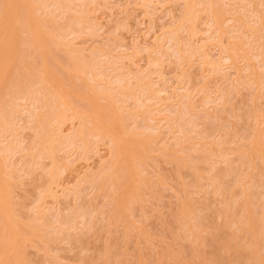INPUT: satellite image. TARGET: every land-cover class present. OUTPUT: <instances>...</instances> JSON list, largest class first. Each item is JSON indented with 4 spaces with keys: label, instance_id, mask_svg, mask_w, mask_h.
<instances>
[{
    "label": "rangeland",
    "instance_id": "rangeland-1",
    "mask_svg": "<svg viewBox=\"0 0 264 264\" xmlns=\"http://www.w3.org/2000/svg\"><path fill=\"white\" fill-rule=\"evenodd\" d=\"M34 1L35 6L32 0H27V7L32 18L36 15L38 29L40 26L41 30H35V34L24 31L21 23L27 22L24 19L26 13L25 21L18 18L20 27L13 30L14 40L10 41L14 44L9 42L7 50L9 48L11 57L12 54L19 57L23 53L24 56L29 55L34 49L42 51L32 45L35 35L39 34L37 36L43 40L49 38L52 42L49 50L45 49L44 63L42 54L40 59L37 55L40 52L35 51L32 53L35 58L30 55L22 59L37 60L38 64L34 63L37 66L41 61L38 67L42 73L47 69L48 74L45 70L43 78L49 87L59 90L61 97L66 92L62 98L74 102L79 112L86 113L83 115L85 120H82L81 116H68L70 110L65 114L67 119L63 118L65 121L58 120L61 125L57 119L53 120V108L46 107L53 110L52 115L47 114L51 117L41 114L48 110L42 104L39 108L35 105L36 99H40L44 92L40 91L42 87L39 92L36 90L40 87L37 82L40 75L37 80L34 78L36 83H32V90L34 88L38 94L34 93L35 90L30 94L29 87L30 97L15 95L25 98L12 101V105L17 103L16 110L13 108L11 111L4 106L11 105L7 102L11 99L10 94L5 91L8 85L1 93L5 98L0 96V104H3L0 108L9 110L4 108L6 113L19 112L11 113V121L15 123L11 126V129L14 126L10 130L12 135L7 133L6 139L0 142L1 164L8 169L11 167L9 170L14 173L9 180L4 176L2 181L12 192L9 199L13 198V202L9 200V205L12 204L7 215L12 214L9 219L16 223L6 224V220L0 218V249L3 248L4 252L0 251L3 260L0 262L222 264L219 262L222 259L214 254L219 241L226 243L228 238L229 244L236 236L238 242H232L239 245L238 248L247 246L253 235L249 238L247 230H236L240 225L238 219L244 212L241 208L243 203H246L244 210L247 205L252 209L242 213L244 216L252 211L264 223V0H57L58 4L56 0ZM31 4L35 8H31ZM19 9L16 18L26 12L23 7ZM220 12L222 15L219 16ZM77 16L82 22L75 21L74 32L71 25ZM26 22L24 25H28ZM57 25L61 26L56 32ZM25 38L31 41L34 49L29 47V43L28 46L25 44ZM9 57L7 63L13 58ZM82 59L88 61V65ZM15 66H11L13 71ZM18 67L16 74L20 69L25 72L24 68L28 66ZM36 69L33 71L37 73L39 69ZM14 74L15 71L9 77H15ZM71 88L76 90L77 96L72 94L69 98ZM39 93H42L40 97ZM53 96L57 97L56 93ZM49 101L53 100L49 97ZM105 106L109 108L107 113L102 108ZM55 109L57 113L63 107ZM38 111L43 115L42 120L38 113V121H45V126L49 122L48 126L57 131L60 138L68 139L75 135L77 140L74 139L75 143L68 140V144L56 141L54 160L45 156L38 159L37 152L35 158L36 150L30 155L32 151H28L31 149L25 148L36 140L33 137L37 123L31 113L36 116L34 112ZM5 112L2 115H8L6 120H9L10 115ZM85 121L87 126L96 121L104 125L107 132L111 131L108 132L110 138L88 136L90 133H85V129L84 135L80 136L78 132L81 126H85L82 125ZM119 122L122 124L120 127ZM116 145L122 149L118 150ZM114 146L116 149H112ZM28 155L34 158L26 159ZM136 167L140 168L137 170ZM126 172L131 173L132 178ZM133 184L138 190H132ZM234 200L237 205H242H235ZM231 202L233 204H229ZM226 204L234 209L225 212ZM225 214H229L227 218L230 221ZM224 223L231 225L224 226ZM4 224L7 225V233L3 229ZM255 227L258 230L255 232H260V227ZM15 229L21 233H14ZM9 231L12 236H8L11 238L7 243ZM213 238L218 240L214 243ZM244 238L246 240L242 241ZM244 242L247 244L243 245ZM221 245L217 248L221 252H217L222 253L227 262L233 254L227 249L230 244H223L222 248ZM244 249L240 248L244 252L242 255L245 254ZM240 250H236V264H251L248 253L245 254L246 260L244 255L240 256ZM231 257L234 258V254ZM230 258L229 264H234Z\"/></svg>",
    "mask_w": 264,
    "mask_h": 264
},
{
    "label": "bare ground",
    "instance_id": "bare-ground-1",
    "mask_svg": "<svg viewBox=\"0 0 264 264\" xmlns=\"http://www.w3.org/2000/svg\"><path fill=\"white\" fill-rule=\"evenodd\" d=\"M2 1V2H1ZM30 1V0H29ZM33 2H32V4H34V6H35V1L34 0H32ZM39 1H41V0H39ZM49 1V0H48ZM55 1V0H54ZM61 1V0H60ZM0 2H1V4H0V96H2L1 95V93L2 92H4V89L7 87V85H8V87H9V85L10 84H12V85H10V90H8V87L5 89V91L7 92V94H8V92H9V94H10V97L9 98H11V99H9V101H7L8 103L10 102L11 103V105H12V103L14 102L13 100H18L19 98H22L21 96H15V95H17V94H19V95H21V94H25L24 96H28V92H29V87H31V93L30 94H32V92L35 90L34 88H33V90H32V83L33 84H35L36 82H35V80H37L39 77V81H37L38 82V84H39V86L40 87H38V89H36L38 92H39V88H41V90L40 91H44V92H42V93H39L40 95H38L39 97L41 96V94H42V96H43V98H42V96L40 97V99H36V97L34 98V96L32 97L33 98V100H35L36 99V102H35V105H36V107H40V104H42V106H43V108L45 109L46 107H48V109H54L55 110V112L53 111V120L54 119H57V121L58 120H61L62 122L63 121H65V119H63V118H66L67 119V115H65V114H68L69 112H70V110H71V112H70V114L68 115V116H76V117H80L81 116V118H82V120L84 119V113H86V112H83V111H80L79 112V109L77 110V107H76V105L75 104H73L74 102H72V101H70V100H68V101H66L65 99L66 98H62L63 96H66L65 95V93H64V95L61 97V95H60V93H58V91L55 89L54 90V88H52V87H49V85L46 83V81L44 80V78H45V75L44 74H46L44 71L46 70V72H47V69H45L44 71H43V73L41 72V70L39 69V67L38 66H40V64L42 63L41 61H40V63H39V65L37 66L36 64H34L35 62H37V64H38V61L36 60V61H34V62H32V59H31V61L30 60H25V58H26V56H30V57H34V55L32 56V53L35 51V47H36V49H37V47H38V49H41L42 51H35V53L37 52H40V53H38L37 55H39L38 57L40 58V55L42 54V61H43V63L46 61V55H45V49H48V47L50 48V44H51V42H49V38L48 39H46V40H43V38L41 39V37L39 38L38 36H39V34H37V35H35L34 37H33V34H31L32 36H31V41H32V37H33V39H35V40H33V44L32 43H30L31 41H28V40H26L28 37H30V36H28L27 38H25L23 41H25V44L27 45L28 43L30 44H28L29 45V47L31 46V44L32 45H34L33 47L31 46V49L33 48L34 49V51H32V53H30L29 55L28 54H25V56H24V53H23V55L22 56H18V55H15V56H13V54H12V57H11V55H10V51H9V48H8V50H7V46H8V44H10L11 43V41L10 40H12L13 39V36H12V33H13V30H15V28L17 29V28H19L18 27V25L19 24H17V22L18 23H21V20L20 19H18V18H21V19H23V17L26 15V13H27V16H26V18L24 17V19L25 20H27V22H26V24H28V25H24L25 24V22H22L21 23V25L23 24V29H24V31H27L28 33H30V32H32L33 31V33L35 34V30L36 31H40L41 29H40V26H39V29H38V22H37V17H35L34 16V18H32V16H31V10L27 7V0H0ZM191 2V1H190ZM212 2V1H211ZM56 3L58 4V1L56 0ZM32 4H31V8H35V7H32ZM39 4H41L40 2H39ZM189 4V3H188ZM37 5V4H36ZM46 5V4H45ZM44 6V5H43ZM195 6V5H194ZM212 7H213V5H211ZM20 7H23L24 9H25V11L26 12H24L23 14V16H19V17H17L16 18V15H17V13H19L20 11V9L19 8ZM215 8H217V6L215 7ZM219 8V7H218ZM22 9V8H21ZM191 9V8H190ZM189 9V10H190ZM212 9H214V7L212 8ZM211 9V10H212ZM36 10V9H35ZM34 10V11H35ZM210 10V12H213L214 14L215 13H217V12H215V10L214 11H211ZM19 11V12H18ZM226 12V11H225ZM22 13V12H21ZM220 14H221V12L219 13V16H220ZM211 15V14H210ZM222 15V14H221ZM224 15V14H223ZM195 16V15H194ZM193 16V17H194ZM214 16V15H213ZM76 17V16H75ZM193 17H192V19H193ZM215 17H217V16H214V18ZM244 17V16H243ZM219 18H221V17H219ZM232 18H234V17H232ZM245 18V17H244ZM17 19L19 20V21H17ZM75 18L73 17V20H74ZM238 19V18H237ZM239 19H240V17H239ZM73 20H72V22H73ZM77 20V21H76ZM214 20V19H213ZM217 20H220V19H217ZM243 19H242V17H241V21H242ZM40 21H41V19H40ZM71 21V20H70ZM69 21V22H70ZM75 21H76V23H78V21H81L82 22V20H81V18H79L78 16H77V19H75L74 20V22H73V24L71 25V26H73L74 28H73V31L75 32V29H76V26L77 25H74V23H75ZM81 22H79V23H81ZM243 22V21H242ZM221 23V22H220ZM219 23V24H220ZM67 24H69L68 22H67ZM63 25V24H62ZM65 25V24H64ZM26 26V27H25ZM27 26H29V27H27ZM58 27H56V32H57V29L61 26H59V25H57ZM68 26V25H67ZM66 26V27H67ZM27 28V30L25 29V28ZM63 27V26H62ZM61 27V28H62ZM65 27V26H64ZM69 27V26H68ZM242 27H243V24H242ZM244 27H245V24H244ZM38 30H37V29ZM41 28H43V27H41ZM60 28V29H61ZM241 28V27H240ZM257 28V27H256ZM29 29H31V31H28ZM55 29V27L53 28V30ZM63 29V28H62ZM61 29V30H62ZM69 29V28H68ZM250 29V28H249ZM253 29V28H252ZM64 30V29H63ZM72 30V29H71ZM242 30V29H241ZM245 30V29H244ZM248 30V29H247ZM252 31H254V30H252ZM20 32H21V30H20ZM20 32L19 33H17V34H20ZM25 34V33H24ZM42 34V33H41ZM62 34V33H61ZM23 35V34H22ZM51 35V34H50ZM19 36V35H18ZM41 36V35H40ZM42 37H43V35H42ZM51 37V36H50ZM24 38V37H23ZM52 38H54V37H52ZM242 39V38H241ZM14 40V39H13ZM16 40H17V38H16ZM15 40V41H16ZM48 40V41H47ZM51 40V39H50ZM22 41V42H23ZM28 41V42H27ZM10 42V43H9ZM18 42V41H17ZM68 42V41H67ZM67 42H65L66 44H67ZM242 42V41H241ZM13 44H14V42H12ZM12 43H11V45H12ZM50 43V44H49ZM64 43V44H65ZM236 43V42H235ZM15 44H16V42H15ZM17 44H19V43H17ZM58 44H61V43H59L58 42ZM27 45V46H28ZM62 45V44H61ZM14 46V45H13ZM21 46V45H20ZM237 47V49H238V45L236 46ZM12 48V50H14L13 49V47H11ZM230 48H231V46H230ZM264 48V47H263ZM240 49V48H239ZM20 50V49H19ZM49 50V49H48ZM9 51V52H8ZM15 51H16V49H15ZM18 51V50H17ZM16 51V53H18ZM23 51V50H22ZM44 51V52H43ZM42 52V53H41ZM235 52V51H234ZM231 53H232V51H231ZM250 53V52H249ZM235 54H237V53H235ZM20 55V54H19ZM229 55V54H228ZM250 55V54H249ZM248 55V56H249ZM11 57L12 59H10L11 61L9 62V63H7V60H8V57ZM236 55H233V57H235ZM243 56H244V54H243ZM9 57V58H10ZM22 57H25V58H23L22 59ZM30 57H28V59H30ZM71 57L73 58V56L71 55ZM70 57V58H71ZM229 57V56H228ZM35 58V57H34ZM40 58V59H41ZM249 58V57H248ZM68 59H69V57H68ZM230 59V58H229ZM29 64H27L25 61ZM93 60V59H92ZM18 61H20V62H22V64H24V65H20V63H18ZM70 61H73V60H70ZM75 61V60H74ZM79 61V60H78ZM81 61V60H80ZM80 61H79V63H80ZM82 61H83V59H82ZM82 61H81V63H82ZM85 61V60H84ZM83 61V62H84ZM236 61V60H235ZM19 64V65H17V63ZM31 62H32V65H30L31 64ZM87 62V64H85ZM86 62H84V64L85 65H88V61H86ZM93 61H91V63H92ZM95 62V61H94ZM78 63V62H77ZM14 64H16V66L14 65ZM27 64V65H26ZM34 64V65H33ZM46 64V63H45ZM93 64V63H92ZM250 64V63H249ZM82 65V64H81ZM16 67V70H14L15 71V77H9V75L10 74H12V72H14L13 70H12V67ZM20 67L21 66V68L23 67V66H25V67H27V69H29V70H27V69H25L24 68V71L25 72H21L22 71V69H20L19 70V72H17V74H16V71H17V67ZM33 66V67H32ZM36 66L38 67L37 69H36ZM41 66H43V65H41ZM18 67V68H19ZM46 67V66H45ZM87 67V66H86ZM250 67V66H249ZM47 68V67H46ZM84 68V67H83ZM88 68V67H87ZM91 68V67H90ZM11 69V71H9ZM14 69V68H13ZM34 69H36V70H38L39 69V74H37L36 72H34L33 70ZM85 69V68H84ZM83 69V70H84ZM35 70V71H36ZM77 70H78V68H77ZM81 70V68L79 69V71ZM48 71H49V69H48ZM82 71V70H81ZM90 71V70H89ZM40 72H41V74H40ZM78 72V71H77ZM19 73V74H18ZM81 73V72H80ZM47 74H48V72H47ZM13 75V76H14ZM17 75H18V77H17ZM20 75V76H19ZM37 75V76H36ZM38 75H40L39 77H38ZM41 75H42V77H41ZM33 76H35V77H33ZM43 76H44V78H43ZM33 79H32V78ZM13 79V80H11V79ZM16 78V79H15ZM34 78H35V80H34ZM252 78V77H251ZM14 79H15V81L16 82H14ZM48 79V78H47ZM33 80V81H32ZM10 81H11V83H10ZM32 81V82H31ZM256 81V80H255ZM6 82H8V83H6ZM16 83L17 84V88H16V84L14 85V87H13V84L14 83ZM39 82H41V83H43L44 85L42 86V84L41 83H39ZM3 83H4V85H3ZM6 83V84H5ZM31 83V85H29ZM47 84V86H45L46 84ZM41 84V85H40ZM45 86V87H44ZM58 86V85H57ZM2 87H3V90L1 91V89H2ZM12 87L14 88V89H12ZM44 87V88H43ZM47 87V88H46ZM56 87V86H55ZM37 88V87H36ZM52 88V89H51ZM16 89V90H15ZM18 90H19V92H18ZM34 91V93H36V94H38L37 93V91ZM69 91H70V89H68ZM20 91H22V92H20ZM55 91V92H54ZM75 89H73V88H71V91H70V94H68V97H69V95H75L76 93H75ZM79 91V90H78ZM54 92V93H53ZM16 93V94H15ZM26 93H27V95H26ZM33 93V94H34ZM56 93V95H57V97L59 98V102H58V99L56 100V96H53V94H55ZM6 94V95H7ZM11 94H13V95H11ZM29 94V95H30ZM36 94H34L35 96H36ZM49 95H51V96H49ZM230 95V94H229ZM31 96V95H30ZM30 96H28V97H30ZM50 97V100H53L52 102H50L49 101V97ZM53 96V97H52ZM75 96H77V95H75ZM2 97H4V96H2ZM8 97V96H7ZM14 97H15V99H14ZM39 97H37V98H39ZM54 97H56V98H54ZM74 97V96H73ZM79 97H82V95H80ZM5 98V97H4ZM17 98V99H16ZM24 98V97H23ZM42 98V99H41ZM47 98H48V100H47ZM52 98V99H51ZM54 98V99H53ZM70 98V97H69ZM83 98V97H82ZM264 98V97H263ZM1 99V98H0ZM25 99V98H24ZM44 100V101H43ZM86 100H88V99H86ZM1 101H3V98H2V100ZM13 101V102H12ZM15 101V102H16ZM4 102H6V100L4 99ZM90 102V101H89ZM1 103V102H0ZM3 103V102H2ZM91 103V102H90ZM93 103H95V102H93ZM39 104V105H38ZM59 104H60V106H59ZM73 106H72V105ZM97 104V103H96ZM0 105H3V104H0ZM7 106L8 108H9V110L11 109V111H12V109L15 107V105H17V103H15V105H12V108H11V105H10V107H9V105H7V104H4V106ZM89 105V104H88ZM91 105H92V103H91ZM22 106V105H21ZM41 106V107H42ZM57 106V107H56ZM63 107V109L61 110H59L60 112H58L57 111V113H56V109L55 108H57V109H59V108H62ZM75 106V107H74ZM93 106V105H92ZM97 106V105H96ZM99 106V105H98ZM17 107V106H16ZM15 107V108H16ZM24 107V106H23ZM35 107V109H37ZM38 107V108H39ZM55 107V108H54ZM93 107H95V106H93ZM100 107V106H99ZM184 107V106H183ZM2 108V109H1ZM1 108H0V111L1 110H3L4 108L1 106ZM14 108V109H15ZM104 110H105V113H107L108 112V110H109V108H108V106H107V108H108V110H107V108H106V106L105 107H102ZM102 108H100V109H102ZM6 109V108H5ZM13 109V110H14ZM16 109H18V107L16 108ZM15 109V110H16ZM23 109V108H22ZM42 109V108H41ZM40 109V110H41ZM47 108H46V110H48ZM95 109H97L96 107H95ZM9 110H7L6 109V111H9ZM21 110V109H20ZM38 110V109H37ZM69 110V111H68ZM98 110V109H97ZM8 112L9 113V120H6V119H8V115H5L4 114V116H5V118H3L4 116L2 115L3 114V112H5V110H3L2 111V114H1V116H0V142L2 141L3 142V138L4 139H6L4 136H6L7 135V133L8 134H10V133H12V132H10V130H12L13 129V127H12V129H11V126H12V123H14L13 121H11V118L13 117L12 115H11V113H13V112H15L16 114H18L17 113V111H13V112ZM48 111H50V110H48ZM48 111H46V112H48ZM52 111H50V113H46V112H41V114H43V115H45V117H47V116H49V115H47V114H50V115H52L51 114V112ZM19 112V111H18ZM67 112V113H66ZM144 112V111H143ZM6 113V112H5ZM8 113H6V114H8ZM38 113H39V116H41L40 115V112L38 111V112H34V114H36V116H38ZM16 114H14V116L16 115ZM89 114V113H88ZM183 114V113H182ZM181 114V115H182ZM31 115L33 116V117H35V119H34V121H35V123H37V124H35L36 125V127L34 126V124H32V126L33 127H35V129H37L36 130V132L34 133V137H33V139H36V140H32L31 141V143H30V145H28L27 147H25L26 149H28V148H30L31 150L30 151H28V153L29 152H31L30 153V155H32L33 154V152H34V150H36L35 152H34V157H35V155H36V157L39 155V156H41V158H39V156H38V159H42V157L43 156H45V158H53V155H55L54 154V151H55V147H56V144H55V142L56 141H60V143L63 141V143L64 142H68V140H71V141H69V142H73V143H75L77 140H76V137H74L75 135H73L72 137H70L69 136V138L67 139H62V138H60L59 137V134H58V132L57 131H55L54 129H52V128H50L49 126H48V124L47 123H49V122H47L46 123V126L44 125V123H45V121H42L43 120V115L41 116L42 118V120H39V121H41L40 123H39V121H38V119H40V117L38 116V118L35 116V115H33V112L31 113ZM31 115H30V117H31ZM47 115V116H46ZM3 116V117H2ZM7 116V117H6ZM17 116V115H16ZM88 116H90V115H88ZM88 116L86 117V118H88ZM11 117V118H10ZM49 117H51V116H49ZM55 117V118H54ZM15 118V117H14ZM32 118V117H31ZM69 118V117H68ZM73 118V117H72ZM75 118V117H74ZM119 118V117H118ZM48 119V118H47ZM52 119V118H51ZM63 119V120H62ZM100 119H102V118H100ZM12 120H13V118H12ZM45 120V119H44ZM82 120H80L81 122H82ZM85 120V119H84ZM106 120V119H105ZM105 120H103V122L105 121ZM244 120V119H243ZM14 121H15V119H14ZM47 121V120H46ZM49 121V120H48ZM51 121V120H50ZM56 121V120H55ZM61 121H58L57 123H59V122H61ZM86 121H88V120H86ZM86 121L84 122V123H82V125H85V126H83V128H81L80 127V131L78 132V134L80 133V136H82V134L84 135V131H85V133H88L89 135L88 136H93L94 135V137L95 136H97V138L99 137V138H106V136H109L110 134L108 133V132H110L111 133V131H108L107 132V130H106V127L104 126V125H100V124H98V123H94L92 126H87L86 125ZM118 121H119V119H118ZM21 122V121H20ZM62 122L61 123H59L60 125L62 124ZM34 123V122H33ZM105 123H106V121H105ZM15 124V123H14ZM116 124H117V122H116ZM52 125V124H51ZM115 125V124H114ZM122 125V124H121ZM120 125V122H119V124H118V126L120 127L121 126ZM32 126H30L31 128H32ZM53 127V126H52ZM115 127H116V125H115ZM32 129H34V128H32ZM85 129V130H84ZM79 130V129H78ZM84 130V131H83ZM116 130V129H115ZM35 131V130H34ZM115 134L117 133V131L115 132V131H113ZM112 132V133H113ZM199 132V131H198ZM197 132V133H198ZM113 133V134H114ZM120 133V132H119ZM118 133V134H119ZM10 135H12V134H10ZM63 135V134H62ZM120 135V134H119ZM194 135V134H193ZM78 136V135H77ZM86 136V135H85ZM9 137V136H8ZM111 137H113V135H111ZM116 137V136H115ZM257 137V136H256ZM259 137H262V136H259ZM109 138H110V136H109ZM138 138V137H137ZM264 138V137H263ZM76 141H75V140ZM262 139V138H261ZM88 140V139H87ZM121 140V139H120ZM139 141H140V139H138ZM109 141H111V140H109ZM115 141V143H116V140H114ZM113 141V142H114ZM134 141V140H133ZM137 141V140H136ZM258 141H260V139L258 140ZM257 141V142H258ZM262 141V140H261ZM260 141V142H261ZM1 142V143H2ZM9 142V141H8ZM32 142H34V143H32ZM66 142V143H67ZM90 142V141H89ZM112 142V141H111ZM120 142V141H119ZM0 143V144H1ZM57 143V142H56ZM253 143V142H252ZM251 143V144H252ZM4 144V143H3ZM68 144V143H67ZM120 144V143H119ZM134 144V143H133ZM136 144L137 143H135L134 145H135V147H136ZM250 144V145H251ZM10 145V144H9ZM72 145V144H71ZM121 145H123V144H121ZM120 145V146H121ZM133 145V146H134ZM138 145V144H137ZM258 145V144H257ZM119 146V145H118ZM117 145H116V147H118ZM124 146V145H123ZM263 146V145H262ZM3 147V146H2ZM5 148H7L6 147V145L4 146ZM3 147V148H4ZM31 147H34L33 149L31 148ZM113 147V146H112ZM116 147L114 146V148H112V149H116ZM122 147V146H121ZM138 147H139V145H138ZM259 147V146H258ZM4 148V149H5ZM122 148H125V146L124 147H122ZM122 148H120V149H122ZM128 148H130V147H128ZM145 149H146V147H144ZM264 148V147H263ZM10 149V148H9ZM15 149H16V147H15ZM25 149V150H26ZM119 149V147H118V150H120ZM141 149H143V148H141ZM140 149V150H141ZM144 149V150H145ZM249 150H250V148H248ZM2 150V149H1ZM5 150H7V149H5ZM12 150V149H11ZM10 150V151H11ZM14 150V149H13ZM29 150V149H28ZM124 151V150H123ZM134 151V150H133ZM132 151V152H133ZM142 151V150H141ZM252 151H253V149H252ZM27 152V151H26ZM37 152V153H36ZM116 152H118V151H116ZM131 152V151H130ZM255 152V151H254ZM256 152H257V150H256ZM264 152V151H263ZM124 153V152H123ZM122 153V154H123ZM135 153H137V152H135ZM134 153V154H135ZM139 153V152H138ZM2 154V153H1ZM1 154H0V156H1ZM8 153L6 152V154H4L5 156L7 155ZM131 154V153H130ZM3 155V156H4ZM25 155V154H24ZM23 155V156H24ZM208 155V154H207ZM256 155V154H255ZM23 156L21 157V159L23 158ZM132 156H133V154H132ZM193 156H195V155H193ZM209 156V155H208ZM244 156V155H243ZM242 156V158H244ZM245 156H246V154H245ZM260 156V155H259ZM29 155L26 157V159H29ZM34 157H30V158H34ZM35 157V158H36ZM116 157H118V156H116ZM115 157V158H116ZM134 157V156H133ZM140 157H142V155H140ZM201 157H202V155H201ZM200 157V158H201ZM247 157V156H246ZM251 156H249V158H250ZM258 157V156H257ZM44 158V157H43ZM121 158V157H120ZM138 158V157H137ZM136 158V161H138L139 159H137ZM191 158V157H190ZM204 158V157H203ZM3 159V158H2ZM26 159L24 160V162L26 161ZM127 159V158H126ZM125 159V160H126ZM130 159V158H129ZM133 159H135V157L133 158ZM142 159V158H141ZM250 159H252V158H250ZM6 160V159H5ZM53 160H54V158H53ZM129 161V160H128ZM142 160H140V162H141ZM243 160H241V162H242ZM3 162H4V159H3ZM21 162H23V161H21ZM27 162V161H26ZM25 162V163H26ZM28 162L29 163H31L29 160H28ZM44 162V161H43ZM114 162V161H113ZM140 162H138V165L137 166H139V164H140ZM258 162V161H257ZM29 163H27V165L29 164ZM115 163H116V160H115ZM137 163V162H136ZM244 163V162H243ZM248 163V162H247ZM32 164V163H31ZM258 164V163H257ZM25 166V165H24ZM32 167V166H31ZM257 167V166H256ZM11 168V167H10ZM9 168V169H10ZM13 168V167H12ZM29 168V167H28ZM129 168V167H128ZM138 168H140V167H136V169L138 170ZM258 168V167H257ZM264 168V167H263ZM7 167H3V165L1 164V159H0V218L1 217H3L2 218V220H6L5 221V223L7 224H9L10 222L12 223L13 222V220L12 219H9L10 217H11V213H9V214H11L9 217H8V215H7V213H8V211H9V208L8 207H10V205L12 204H10L9 205V203H10V201H12V199H9L10 198V196H9V193L11 192H9L8 190H7V188L5 187V185L3 184V177L4 176H7L8 178H4V179H8L9 180V178H11V177H13L12 175L14 174L11 170H9ZM25 169V168H24ZM135 169V168H134ZM215 169H217V168H215ZM260 169V168H259ZM218 170V169H217ZM221 170V169H220ZM220 170H218V171H220ZM24 171V170H23ZM26 171V170H25ZM130 170H127V172H129ZM143 171V170H142ZM222 171V170H221ZM257 171H259L258 169H257ZM262 171V170H261ZM260 171V172H261ZM126 172V173H127ZM260 172H259V174H260ZM16 173V172H15ZM136 173V170L134 171V174ZM217 173H219V172H217ZM223 173V172H222ZM128 174V173H127ZM130 174L131 173H129L128 175H129V177L130 178H132V176H130ZM220 174V173H219ZM136 175V174H135ZM134 175V176H135ZM127 176V175H126ZM215 176H216V174H215ZM218 176V175H217ZM14 177H15V175H14ZM136 177V176H135ZM218 177H220V176H218ZM239 177V176H238ZM217 178V177H216ZM258 178V177H257ZM125 179H127V177L125 178ZM221 179H222V175H221ZM130 181H131V179H129ZM134 180L136 181V179L134 178ZM134 180H132V182H135ZM193 180V179H192ZM218 180V179H217ZM242 180V179H241ZM240 180V181H241ZM6 181V180H5ZM221 181H223V179L221 180ZM225 181V180H224ZM11 182V181H10ZM132 182H130V183H132ZM258 182V181H257ZM95 183V182H94ZM128 183H129V181H128ZM113 184V183H112ZM126 184H127V180H126ZM187 184V183H186ZM230 184V183H229ZM223 184H221V186H222ZM257 185H260V184H258L257 183ZM10 186H13L12 184L10 185ZM9 186V187H10ZM93 186H95V185H93ZM224 186V185H223ZM222 186V187H223ZM228 186V185H227ZM248 186V185H247ZM131 187H133V189L132 190H134L135 189V187H134V184L131 186ZM137 187V186H136ZM261 187V186H260ZM256 188V187H255ZM244 189H246V187L244 188ZM131 190V191H132ZM135 190H138V189H135ZM134 190V191H135ZM248 190H249V188H248ZM247 190V191H248ZM222 192V191H221ZM12 193V192H11ZM136 193V192H135ZM134 193V194H135ZM226 193H228V192H226ZM226 193H224V194H226ZM242 194V193H241ZM137 195V194H136ZM233 195H234V192H233ZM233 195H231V197L233 196ZM237 195V194H236ZM246 195V194H245ZM253 195V194H252ZM251 195V196H252ZM229 196V195H228ZM235 196V195H234ZM132 197V196H131ZM130 197V198H131ZM247 197V196H246ZM253 197V196H252ZM224 198L226 199V197H225V195H224ZM248 198V197H247ZM246 198V199H247ZM236 199V198H235ZM10 200V201H9ZM238 200V199H237ZM245 200V199H244ZM226 201V200H225ZM232 201V200H231ZM235 201V200H234ZM13 202V201H12ZM247 202V201H246ZM17 203V202H16ZM236 203V201L234 202V204ZM239 203V202H238ZM229 204H233L232 202L231 203H229ZM249 204V203H248ZM227 205V204H226ZM235 205H237V203L235 204ZM234 205V206H235ZM242 205V203H240V205H237V206H241ZM245 205V206H244ZM250 205V204H249ZM224 207V206H223ZM226 207V206H225ZM224 207V208H225ZM246 207V203L244 204L243 203V206H241V208H242V210L245 212H247V210L248 209H251V208H248L249 206L247 205V208H246V210H244L243 208H245ZM13 208V207H12ZM233 208V207H232ZM231 207H228V205H227V210L226 209H224V210H226L225 212H227L228 210H230V209H232ZM234 209V208H233ZM232 209V210H233ZM252 210V209H251ZM4 211V212H3ZM15 211V210H14ZM78 211V210H77ZM84 211H86V210H84ZM250 211V210H249ZM224 212V213H225ZM244 212H242L243 214H244ZM75 213V212H74ZM228 213H230V211L228 212ZM232 213V212H231ZM241 213V217L243 216V219L240 217L239 219H238V221H239V223H240V225H239V223H238V229H236V230H238L239 231V228H240V230H244L245 232H246V230L250 233V234H246V235H249V238H250V236H251V234L253 235L252 236V238H251V240L249 241V243H248V245L247 246H240V248L242 249V248H245L244 250H242V251H245V254L246 253H248V256L252 259H250L248 262H251V264H264V223H262V222H260L261 220H259L260 218L258 217L257 218V216L258 215H255L254 213H252V211H250V212H248V213H246L245 214V216L243 215ZM227 214V213H226ZM226 214H225V218L227 219V220H229L230 221V219H228L227 217H228V215L226 216ZM263 214V213H262ZM3 215V216H2ZM198 215V214H197ZM231 215V214H230ZM261 217V216H260ZM12 218V217H11ZM14 218V217H13ZM229 218H230V216H229ZM1 220V219H0ZM11 220V221H10ZM226 220V221H227ZM36 221V220H35ZM187 221V220H186ZM225 221V222H226ZM228 221V222H229ZM263 221V220H262ZM2 222V221H1ZM37 222V221H36ZM235 222H237V221H235ZM33 223V222H32ZM227 223V222H226ZM226 223H224V226H226L227 224ZM13 224H16L15 222H13ZM226 224V225H225ZM5 225V224H4ZM3 225V226H4ZM229 225H231V224H229L228 223V225L227 226H229ZM259 226L260 227V232H258V233H256L255 232V230L257 229L255 226ZM2 226V225H1ZM7 225H5V228L3 227V229H5L6 230V227ZM15 227H17V225H14ZM13 225H12V227H14ZM40 226V225H39ZM216 226V225H215ZM214 226V227H215ZM31 227V226H30ZM245 228V229H244ZM2 229V231H4ZM27 229H28V227H27ZM35 229V228H34ZM51 229V228H50ZM259 229V228H258ZM18 230V229H17ZM20 230V229H19ZM38 230H40V229H38ZM218 230V229H217ZM7 231L8 230H6V233H7ZM11 231V230H10ZM8 232V234H7V243H9L8 241H9V239L11 238H8V236L10 235V236H12L11 235V232ZM216 231V230H215ZM256 231H258V230H256ZM15 232H17L16 231V229H15V231H14V233ZM20 231H18L17 233L18 234H20L19 233ZM33 232V231H32ZM234 232V234L236 233L235 231H233ZM233 232H232V234H233ZM5 233V232H4ZM4 233H2L3 235H4ZM10 233V234H9ZM13 233V234H14ZM16 233V234H17ZM228 233V232H227ZM238 233V232H237ZM236 233V234H237ZM1 234V233H0ZM17 234V235H18ZM226 234V233H225ZM214 235H215V233H214ZM217 235H219V234H217ZM221 235V234H220ZM5 237H6V234L4 235ZM13 236H15V235H13ZM19 236V235H18ZM17 236V237H18ZM21 236V235H20ZM224 236V235H223ZM245 235H243V237H244ZM1 237V236H0ZM217 237H219V236H217ZM216 237V238H217ZM248 237V236H247ZM3 238V237H2ZM22 238H24V237H22ZM232 238V237H231ZM234 238V237H233ZM15 239V238H14ZM19 239H21L20 237H19ZM19 239L17 240V241H19ZM25 239V238H24ZM215 238H213V242L215 241L216 242V240H218V239H216V240H214ZM236 239H239V238H236V236H235V240ZM241 239V238H240ZM212 240V239H211ZM226 240V243L224 242V240H223V242L224 243H221L220 241H219V243L220 244H222L220 247L222 248L223 247V244H226L227 246L230 244H232V245H234V247L232 246V248H231V246L229 245L228 246V248L226 247V245H225V247L227 248V249H229L230 251H232V253L234 254V258L233 257H231V258H233L232 260L234 261L235 260V258H236V256H235V254H236V250L237 249H239L240 250V248H238L239 247V245H237V244H234V243H236V242H238V240H234V243L232 242H229V244H228V238H226L225 239ZM244 240H246L245 238L242 240V241H244ZM241 241V240H240ZM262 241V242H261ZM4 242H5V239H4ZM3 242V243H4ZM12 242H14V241H12ZM11 242V243H12ZM15 242H16V239H15ZM214 242V243H215ZM248 242V241H247ZM6 243V242H5ZM17 243V242H16ZM213 243V244H214ZM242 243V242H241ZM245 243L246 242H244V244L243 245H245ZM18 244H21V243H18ZM219 244V245H220ZM247 244V243H246ZM5 245V244H4ZM4 245H3V247H4ZM215 245V244H214ZM211 245V246H213V247H215V246H217L218 245V243H217V245ZM219 245H218V247H219ZM242 245V244H241ZM7 246H10V244L9 245H7ZM6 246V247H7ZM15 246V245H14ZM18 246H20V245H17L16 247H18ZM187 246V245H186ZM188 247V246H187ZM218 247H216V250H214V248H213V250L214 251H219V250H217V248ZM235 247L237 248L236 250H235ZM247 247V248H246ZM21 248V247H20ZM20 248H18V249H20ZM9 249V248H8ZM13 249V247H11L10 248V252H11V250ZM14 249H16V248H14ZM188 249V248H187ZM224 249V248H223ZM211 250V249H210ZM248 250V252H246ZM0 251L1 252H3V248H2V250L0 249ZM212 251V250H211ZM234 251V252H233ZM13 252V251H12ZM11 252V253H12ZM16 252H19L18 250L16 251ZM213 252V251H212ZM214 253L216 256H217V258L219 257V260L220 259H222L221 261H219V262H221L222 264L224 263L223 262V260L225 261V264H227V262L229 261V258L230 257H228V259H227V262H226V258L224 259V257H222V253L221 254H219L221 251H219V253L217 254V253ZM4 253V252H3ZM189 253V252H188ZM237 253H239V252H237ZM240 253H241V257L244 255L245 256V254H243L242 255V253H244V252H241V250H240ZM18 254V253H17ZM1 255H2V253H1ZM7 255V254H6ZM212 255V257H214V255L213 254H211ZM218 255H220V256H218ZM4 256V255H3ZM8 256V255H7ZM7 256H6V258L5 259H7ZM22 256V255H21ZM216 256L214 257L215 259H217L216 258ZM247 256V255H246ZM246 256L245 257H243V258H245L246 259ZM5 257V256H4ZM11 257V256H10ZM14 257H15V255H14ZM14 257H11V258H14ZM221 257V258H220ZM238 257V256H237ZM213 258V259H214ZM230 258V259H231ZM248 258V257H247ZM4 259V260H5ZM20 259V258H19ZM240 260H242L241 258H239ZM253 259H254V261H253ZM9 260H10V258H9ZM15 260H16V258H15ZM210 260H212L211 259V257H210ZM236 260H238V259H236ZM246 260H248V259H246ZM0 261H3V260H1V257H0ZM12 261V260H11ZM208 261H209V259H208ZM208 261H206V262H208ZM5 262H6V260H5ZM10 262V261H9ZM212 262H213V260H212ZM215 262V261H214ZM217 263H218V261H216ZM236 262L237 261H234V264H236ZM2 263H4V262H2ZM1 262H0V264H2ZM209 263V262H208ZM208 263H205V264H208ZM233 263V262H232ZM231 263V264H232ZM212 264V263H211ZM214 264V263H213ZM220 264V263H219ZM228 264H229V262H228ZM237 264H241L240 262L239 263H237ZM244 264H245V262H244ZM246 264H248V263H246Z\"/></svg>",
    "mask_w": 264,
    "mask_h": 264
}]
</instances>
